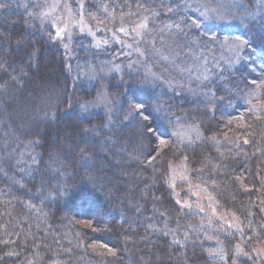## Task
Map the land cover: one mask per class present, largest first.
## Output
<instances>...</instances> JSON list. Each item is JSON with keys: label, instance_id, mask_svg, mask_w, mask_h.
I'll return each mask as SVG.
<instances>
[{"label": "trees", "instance_id": "obj_1", "mask_svg": "<svg viewBox=\"0 0 264 264\" xmlns=\"http://www.w3.org/2000/svg\"><path fill=\"white\" fill-rule=\"evenodd\" d=\"M143 1L127 2L132 14H149L154 6ZM242 1L250 9L255 5ZM26 20L21 9L0 11V264H254L237 248L249 252L264 245V113L243 109L230 117L210 99L138 86L135 77L104 84L119 102L114 126L105 123L103 113L78 116L74 105L94 97L99 87L74 83L62 50L26 27ZM259 27L253 41L264 45V17ZM132 103L152 113V126L163 118L161 112L180 115L181 127L195 125L201 139L196 132L191 144L181 143L179 134H156L153 147L161 136L175 147L158 156L153 152L157 158L148 163V141L141 142L137 123L125 119ZM105 138L111 142L100 152ZM245 138L249 144H243ZM27 140L38 144L37 163L25 157L19 165H31L26 175L15 164ZM50 153L57 163H50ZM97 155L100 167L93 161ZM181 165L189 183L204 186L219 211L235 216L243 229L242 238L221 231L214 236L223 242L225 261L210 256L207 237L213 234L198 215L175 203L171 172Z\"/></svg>", "mask_w": 264, "mask_h": 264}, {"label": "rangeland", "instance_id": "obj_2", "mask_svg": "<svg viewBox=\"0 0 264 264\" xmlns=\"http://www.w3.org/2000/svg\"><path fill=\"white\" fill-rule=\"evenodd\" d=\"M131 1L61 0L57 10L43 22L33 13L41 9L47 11V5L53 0H0V5H3L0 11L8 7L25 12L26 27L39 32L62 50L74 83H95L99 87L98 93L103 91L106 94L107 103L99 102L98 93L91 99L78 101L73 108L78 116L103 113L105 123L115 125L119 102L104 86L112 78L128 80L136 77L140 81L138 86L156 88L163 92L169 88L171 93H177L182 98L192 96L201 101L210 99L209 102L215 104V107L224 109L226 114H232L230 117L234 114V118L243 109L264 101V84L261 83L264 81V45L253 41L259 34V20L262 21L264 17V0H255L251 9L242 0H144L146 4L154 6L148 11L149 14L139 11L132 14L130 9L133 7L127 5ZM81 2L83 8L79 7ZM158 3L159 10L155 9ZM65 4L72 7L71 16L64 8ZM154 11L157 21L153 20L155 16L151 17ZM145 17L147 28L141 31L139 37L134 33L125 36L116 31L121 26L134 27ZM175 24H179L182 31L178 32L172 27ZM64 28L67 30L61 37L54 38L55 32ZM237 36L247 43L240 45L235 39ZM137 48L140 51H135ZM237 51L239 56L236 55ZM165 56L167 60L163 58ZM177 65L187 71L180 73ZM55 73L54 67L50 69L49 79ZM253 80L261 86L256 88L251 83ZM214 85L223 92L218 94ZM252 91L256 95L251 98L250 105L248 100ZM85 101L91 102V106L87 111H82L80 105ZM255 112L264 113V107H258ZM166 113L161 112L163 118H158L159 121L153 125L157 129L156 134L176 132L185 140L194 136L192 134L195 132L181 127L180 115L169 117ZM109 142L110 139L105 138L98 144L100 152H103V144ZM93 161L98 167L102 166L99 155ZM171 174L176 200H180L181 205L185 202L191 205L190 208L180 207L191 214H197L200 225L206 232L213 234V239L208 240L210 256L218 259L223 256L221 260L225 261L228 257L223 242L214 236L221 231L242 238L243 231H238L237 227H227L232 223L242 228L240 223L231 215L219 211L214 200L208 199L210 195L204 191V186L190 184L189 178L182 180V176H187L182 165L173 168ZM197 205L205 211L200 212ZM213 208L216 209L215 215ZM238 248L242 249L238 254L248 253L244 257L254 259V264L264 263V245L252 246L249 252L244 247Z\"/></svg>", "mask_w": 264, "mask_h": 264}, {"label": "snow or ice", "instance_id": "obj_3", "mask_svg": "<svg viewBox=\"0 0 264 264\" xmlns=\"http://www.w3.org/2000/svg\"><path fill=\"white\" fill-rule=\"evenodd\" d=\"M61 4V0H53L52 3L48 4L47 5V11L41 9L40 12L38 13H33L34 16H37L38 18H41L42 22L44 20H47L51 13L55 12L57 10V8L60 6ZM0 7H3V5H0ZM79 7L80 8H83V3L81 2L79 4ZM64 8L66 10V12L68 13L69 16H71L73 14V9L70 5L68 4H65L64 5ZM169 11H171V9H169ZM147 17H145L143 20H141L140 22L136 23L134 27H125V26H121L119 27L118 29H116L117 32L119 33H123L125 36H129L131 34H135V36L139 37L141 35V31L146 29L147 28ZM72 23H76V21H72ZM194 24H196L195 21H193ZM55 27V25H53ZM172 27L176 28V30L179 32V31H182V29L180 28V25L179 24H175V25H172ZM196 27H199V24H196ZM67 28H64V29H58L56 32H55V37L54 38H59L61 37L62 33L64 31H66ZM237 41H239V44L240 45H244L246 44L247 42L240 36H237L235 38ZM108 41H104V43H107ZM195 43V41H193ZM129 47H131V45H129ZM135 51H140L138 48L135 49ZM143 54V53H141ZM237 56H239V51H237L236 53ZM165 60L168 59L167 56L163 57ZM129 67H131V65H129ZM177 68H178V71L180 73H183L185 71H187L186 68L184 67H181L180 65H177ZM94 78V77H93ZM13 79L15 80L16 77H13ZM205 79H207V77H205ZM252 85H255L256 88H259L261 85L260 84H257V82L255 80H253L252 82ZM262 84H264V81L261 82ZM256 95V92L255 91H252L249 93V100H248V103L251 105V98L254 97ZM98 100L100 103H107L108 102V97L106 96V94L103 92V91H100L98 93ZM91 106V102H88V101H85L84 104H81L80 105V108L82 111H87L88 110V107ZM258 107H264V101H258L256 105H251L250 108L248 109L249 111H255ZM159 110V109H157ZM45 118H49V113H45L44 114ZM151 116H152V113L151 112H148L146 109H145V105L142 104V103H132L129 105V108H128V113L127 115L125 116V119L128 120V119H131V120H134L136 123H137V127H138V137L140 139L141 142L143 141H148V144H149V160H148V163H153L157 156L161 153V152H166V150L170 149V148H173L175 147L174 144L170 143L169 140H166L163 138V136L159 137L158 138V143L155 147L152 146V140L153 139H156V132H157V129L152 126L149 121L151 119ZM54 118V115L53 117ZM231 123V121L229 122ZM241 127H243V125H241ZM191 132H196L197 135L195 136V139L196 140H199L201 139V136L199 135L195 125H192L190 126V129H189ZM85 132H88L89 129H84ZM173 136H176L177 133L176 132H173L172 133ZM16 140H19V137L18 136H15L14 137ZM211 139H215V137H212ZM180 142L181 143H184L185 142V137H180ZM193 139L191 137H188L187 138V143L188 144H191L193 143ZM232 141H229V143H231ZM236 143L238 144L239 141H236ZM38 144V141H35V140H27L24 144H23V148L22 150L20 151V158L16 160V164L15 166L17 167L18 171L20 172H24L26 175L27 174H30V171H31V165L28 166L27 169L25 168H20L19 165L22 164V163H25V160L24 158L27 157L28 159L31 160L32 164H36L37 163V157L36 155L34 154V147ZM243 144H249V140L247 138L243 139ZM257 151L259 152L260 149H257ZM155 152L157 154V156H153L152 153ZM80 154L83 155V156H87V151H86V148H81L80 150ZM184 160H188V157L185 156L184 157ZM58 162V157L55 155V153H50V163L51 164H55ZM172 165L170 164L169 165V168H171ZM0 171H3L2 169H0ZM194 171H201V170H194ZM6 174V173H5ZM182 180H187L188 177L187 176H182L181 177ZM14 183L16 181H13ZM165 183H168V181H165ZM172 187H174V183L172 185H170ZM247 191V189H245ZM204 191H207V189L205 188ZM208 199H212L211 196L208 197ZM175 203L177 205H181V201L180 200H176ZM181 207L183 208H190L191 205H189L187 202H185L184 204L181 205ZM197 207L199 208V211L200 212H204L205 209L203 207H200L199 205H197ZM213 211V215L216 214V209L213 208L212 209ZM219 219V217H218ZM233 219H235V216H233ZM85 224L86 227H89L91 228L92 227V222L91 221H84L83 222ZM209 225H211V219H209ZM189 227H192L191 225H189ZM227 227L229 228H232V227H237L238 231H243L242 228H239L237 225L235 224H232V223H229L227 225ZM262 228H264V225H261ZM94 231L96 229H93ZM157 231H159V229H156ZM198 231V229H195ZM164 235H168V232H165ZM255 233H253V237H255ZM188 238V233L185 232V239ZM208 240H212L213 239V236H208L207 237ZM173 243L175 244H179L180 241L179 240H173ZM101 248H104V249H107V253L113 257H115L117 255L116 253V250L109 247L107 244H101L100 245ZM67 251V250H66ZM237 251L238 252H242V249H239L237 248ZM9 255H11L12 253H8ZM244 255H248V253H243ZM221 259H223V256H221Z\"/></svg>", "mask_w": 264, "mask_h": 264}]
</instances>
